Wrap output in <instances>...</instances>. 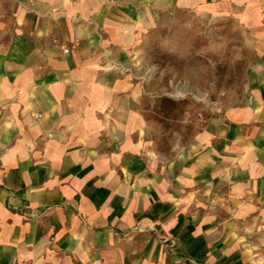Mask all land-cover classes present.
Wrapping results in <instances>:
<instances>
[{
	"label": "crops",
	"instance_id": "0c3cea01",
	"mask_svg": "<svg viewBox=\"0 0 264 264\" xmlns=\"http://www.w3.org/2000/svg\"><path fill=\"white\" fill-rule=\"evenodd\" d=\"M177 12L236 21L250 57L166 134L136 64ZM0 264H264V0H0Z\"/></svg>",
	"mask_w": 264,
	"mask_h": 264
},
{
	"label": "rangeland",
	"instance_id": "374dc122",
	"mask_svg": "<svg viewBox=\"0 0 264 264\" xmlns=\"http://www.w3.org/2000/svg\"><path fill=\"white\" fill-rule=\"evenodd\" d=\"M221 15L177 12L161 17L138 49L149 94L145 113L173 131L174 119L202 120L239 95L250 57L249 34Z\"/></svg>",
	"mask_w": 264,
	"mask_h": 264
},
{
	"label": "built area",
	"instance_id": "2783aa9c",
	"mask_svg": "<svg viewBox=\"0 0 264 264\" xmlns=\"http://www.w3.org/2000/svg\"><path fill=\"white\" fill-rule=\"evenodd\" d=\"M63 52H64L65 54H67V53H68V50H64Z\"/></svg>",
	"mask_w": 264,
	"mask_h": 264
}]
</instances>
